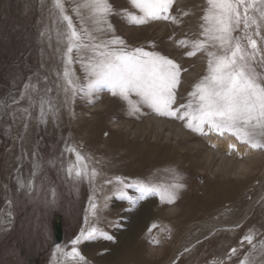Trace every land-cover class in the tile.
<instances>
[{
    "label": "rangeland",
    "instance_id": "rangeland-1",
    "mask_svg": "<svg viewBox=\"0 0 264 264\" xmlns=\"http://www.w3.org/2000/svg\"><path fill=\"white\" fill-rule=\"evenodd\" d=\"M0 264H264V0H0Z\"/></svg>",
    "mask_w": 264,
    "mask_h": 264
},
{
    "label": "bare ground",
    "instance_id": "bare-ground-1",
    "mask_svg": "<svg viewBox=\"0 0 264 264\" xmlns=\"http://www.w3.org/2000/svg\"><path fill=\"white\" fill-rule=\"evenodd\" d=\"M177 128V127H176ZM178 130V129H177ZM181 131V130H180ZM178 133H180V132H178ZM182 134V140H183V142L185 143V142H187V141H189V140H191L190 139V137L189 136H187V135H185L184 133H181ZM180 134V135H181ZM181 140V139H180ZM182 142V141H181ZM179 144V143H178ZM200 148V147H199ZM196 153L199 155L201 152L199 151V150H197L196 151ZM214 157H215V155H214ZM205 158H207V159H205V160H207V161H205L204 163H192V167H191V169H188V171H189V174H186V175H183V176H179V177H177V178H172V173L170 172V171H168V170H166L167 172H165V174H164V176H162V177H165V178H167V179H171V180H177V181H180L181 180V177H185V178H187L188 179V181H189V183L191 184V185H194L195 184V180H198V179H201L202 177L201 176H197V175H195L196 173H195V170H199V169H202V167L204 168L203 170H204V175H203V177H206V176H208L209 175V173L207 172V169H208V164H209V162H211L210 160L211 159H213V157H212V155H210V154H208V155H206V157ZM208 163V164H207ZM140 177H141V175H140ZM181 195V194H180ZM175 196V195H173V197L169 200V203H173V204H176V205H178V206H181V202H180V199L181 198H179V197H181V196ZM260 195H261V193H259V196H258V198L260 197ZM257 198V199H258ZM257 199H255L250 205H249V207H248V209L245 211V214L243 215V217H242V219H241V222L242 221H244L246 218H247V216H248V214L250 213V210H252V207L254 206V204H255V202L257 201ZM196 225H202V226H205L206 228H208V227H210V228H215V227H221V226H223V224H221V223H219V222H215V224H210L209 222H203V223H201V224H196V223H193V224H191V225H189L187 228H186V231H185V234H184V237H183V239L181 240V243L179 244V245H181V244H183V242H184V240H185V238L189 235V232H190V230H191V228H193L194 226H196Z\"/></svg>",
    "mask_w": 264,
    "mask_h": 264
},
{
    "label": "water",
    "instance_id": "water-1",
    "mask_svg": "<svg viewBox=\"0 0 264 264\" xmlns=\"http://www.w3.org/2000/svg\"><path fill=\"white\" fill-rule=\"evenodd\" d=\"M63 241V230L60 223L54 225L53 245H60Z\"/></svg>",
    "mask_w": 264,
    "mask_h": 264
}]
</instances>
